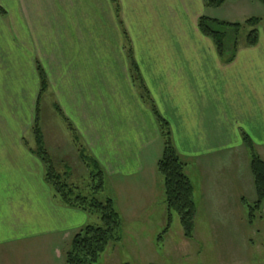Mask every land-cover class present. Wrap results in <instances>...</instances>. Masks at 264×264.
I'll return each mask as SVG.
<instances>
[{
  "label": "crops",
  "instance_id": "obj_1",
  "mask_svg": "<svg viewBox=\"0 0 264 264\" xmlns=\"http://www.w3.org/2000/svg\"><path fill=\"white\" fill-rule=\"evenodd\" d=\"M118 2L119 16L111 0H0V253L7 245L22 244L40 248V260L51 264L59 255L54 237L70 245L89 217L54 200L44 164L32 151L40 89L37 62L48 81L39 112L44 100L55 111L59 106L105 179H114L110 186L128 188L133 181L153 193L163 141L132 82L124 31L143 81L170 125L173 144L187 163L186 173L188 166L199 169L208 196L230 189L220 182L218 165L233 166L240 157L226 156L224 150L246 154L249 166L241 129L264 160L261 22L257 44L246 46L245 38L239 39L230 62L198 28L200 16L243 22L263 13L264 4L226 0L214 8L205 7L202 0ZM39 125L50 154L54 148L45 141L40 117ZM61 153L62 158H74L70 151ZM131 204L122 209H136Z\"/></svg>",
  "mask_w": 264,
  "mask_h": 264
},
{
  "label": "rangeland",
  "instance_id": "obj_2",
  "mask_svg": "<svg viewBox=\"0 0 264 264\" xmlns=\"http://www.w3.org/2000/svg\"><path fill=\"white\" fill-rule=\"evenodd\" d=\"M257 16L262 18L259 30L264 35V12ZM247 30L245 26L240 29V40L245 38ZM51 106L44 100L39 117L45 141L54 148L50 155L55 168L61 173L66 171V165L71 167L67 182L83 187L90 181L89 174L74 152L70 131ZM27 137L31 143V136ZM56 144H60L63 149ZM61 150L64 153L72 152L74 158H62ZM223 152L228 156L239 154L240 159H235L233 166L225 163L218 165L220 182L230 187L221 196H208L199 169L187 167L196 203L192 238L184 236L177 214L171 212L168 231L163 234L162 240L158 239L168 223L163 177L159 173L156 172L157 178L153 179L152 194L148 190H142V183L135 182L136 185H133L132 181L128 188L117 187L110 186L114 182L113 178L111 181L107 179L105 189L98 193V197L103 199L111 196L116 200L119 210H126L127 205L131 204L130 200L135 199L131 205L136 209H131L130 212L119 211L122 217L121 240L110 243L97 264H264V200L255 221L248 223L247 209L242 204L241 197L244 196L248 203H252L256 199V192L249 166L244 161L246 154H241L236 148ZM239 175H243L241 184ZM98 222L97 215H90L86 224ZM53 241L54 251H59V255L53 256L51 264H66L68 241L57 237ZM64 246L66 248L61 252ZM39 252L40 248L28 249L22 244L7 245L0 253V264H45L44 260H40Z\"/></svg>",
  "mask_w": 264,
  "mask_h": 264
},
{
  "label": "trees",
  "instance_id": "obj_3",
  "mask_svg": "<svg viewBox=\"0 0 264 264\" xmlns=\"http://www.w3.org/2000/svg\"><path fill=\"white\" fill-rule=\"evenodd\" d=\"M202 1L205 7L214 8L220 7L226 2V0ZM260 1L264 4V0ZM111 3L116 15L119 16L120 7L118 0H111ZM0 12L3 13L1 8ZM261 20L262 18L259 16H252L243 22H228L203 15L198 18V28L202 34L213 40L218 55L224 61L230 62L238 49L240 29L244 26L248 28L245 35V45L254 46L258 42L257 25ZM229 35L232 37L230 38ZM124 37L132 82L138 90L142 101L150 108L163 141V153L157 162V171L163 177L164 201L168 223L158 235V239L162 240L163 234L168 231L171 212L177 214L184 236L192 238L195 226L196 203L193 199V187L185 170L187 163L178 154L173 144L170 125L159 113L143 81L132 54L130 40L125 31ZM36 69L40 89L36 104V117L32 127L35 138V147L32 151L44 164V177L46 182L52 187L54 200L62 205L79 209L89 216L97 215L99 219L97 224H85L73 235L69 248L65 252V261L66 264H97L109 244L121 240L122 217L116 207L114 198L111 196L103 199L98 197V193L105 189V172L98 161L86 152L75 127L64 116L59 106H56V111L70 131L72 142L78 152L80 161L89 174L90 181L81 187L67 182L70 174L67 166L66 171L61 173L56 170L53 159L44 145L39 125L40 98L48 88V81L43 68L38 62ZM240 136L249 156V167L256 192V199L252 203H248L242 198L243 204L247 209L248 223L252 224L261 211L262 201L264 200V160L257 153L254 141L250 135L241 129Z\"/></svg>",
  "mask_w": 264,
  "mask_h": 264
}]
</instances>
